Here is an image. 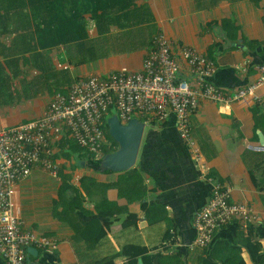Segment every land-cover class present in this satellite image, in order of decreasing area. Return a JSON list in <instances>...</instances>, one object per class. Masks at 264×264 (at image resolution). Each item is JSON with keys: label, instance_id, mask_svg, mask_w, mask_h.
Segmentation results:
<instances>
[{"label": "crops", "instance_id": "1", "mask_svg": "<svg viewBox=\"0 0 264 264\" xmlns=\"http://www.w3.org/2000/svg\"><path fill=\"white\" fill-rule=\"evenodd\" d=\"M33 1L31 7L28 0H0V129L39 118L54 95L66 93L78 78L140 69L158 31L169 37L177 57L190 45L214 60L212 80L220 88L239 89L261 76L264 0H135L129 16L109 27L112 39L102 44L116 51L76 64L64 43L33 50L41 23ZM60 10L64 18L71 14L66 5ZM81 19L88 38L101 36L91 12ZM53 34L47 37L58 38ZM179 74L192 80L185 63ZM257 97L230 106L200 101L191 116L192 132L208 176H200L173 116L146 126L131 174L103 168L104 153L98 159L70 146L73 140L64 131L54 145L58 175L35 168L15 188L26 228L59 240L53 250L28 252L26 264H256L247 244L259 243L264 251V82ZM208 177L230 185L232 201L250 205L255 219L247 229L237 220L218 229L209 249L192 248L194 215L212 192Z\"/></svg>", "mask_w": 264, "mask_h": 264}, {"label": "built area", "instance_id": "2", "mask_svg": "<svg viewBox=\"0 0 264 264\" xmlns=\"http://www.w3.org/2000/svg\"><path fill=\"white\" fill-rule=\"evenodd\" d=\"M172 50L169 37L158 31L152 36L140 69L124 67L105 77L78 78L66 93L54 95L39 118L0 129V257L4 264H26L29 247L45 250L58 247L57 238L26 228L13 196L16 186L35 168L58 175L60 165L54 157V145L64 131L81 148L100 159L102 147L110 143L104 127L112 114H117L122 123L138 118L146 126L173 116L180 136L191 149L200 176H208L209 166L202 162L191 116L202 99L224 106L246 96L260 100L257 90L264 82V64L260 66L261 76L257 81L226 90L213 82L217 66L206 54L190 45L181 47V57ZM183 63L191 72L192 80L180 76ZM208 178L213 183L212 192L208 202L194 215L196 236L192 248L209 249L218 229L236 220L247 229L255 219L250 205L232 201L230 185Z\"/></svg>", "mask_w": 264, "mask_h": 264}, {"label": "trees", "instance_id": "3", "mask_svg": "<svg viewBox=\"0 0 264 264\" xmlns=\"http://www.w3.org/2000/svg\"><path fill=\"white\" fill-rule=\"evenodd\" d=\"M28 1L29 5L32 7L34 1ZM125 1L126 0H35L36 5L34 13L36 17H40L41 22L40 24H36L38 28L35 29L38 37L41 39L39 38L37 46L34 47L33 50L35 51L38 47L47 50L52 45L64 43L67 48L70 62L73 64L94 60L102 55H107L111 51H116V49L110 50L109 47H106L105 50H103L102 44L104 40L112 39L108 36L109 27L116 23L119 18L123 19L129 16V11L131 10L132 4L135 3V0ZM85 2H87L85 6L80 8ZM65 5L68 7L71 14L64 18V13L60 9H63ZM87 10L93 14L97 21L98 32L101 36L96 39L88 38V32L85 31V20L81 19L82 14ZM64 19L67 22L65 25ZM119 25L126 27L123 23H120ZM25 29L30 33H34L32 24H25ZM129 31L123 32L126 38L129 37ZM52 32H54L53 35L58 38L49 39L47 36ZM64 32L71 33V35L68 36V38H59ZM45 37L46 39H42ZM37 40L38 38L35 39V41ZM37 56L42 59L46 56V52L38 53ZM50 67L54 72L52 63ZM60 76L63 78H69L67 72H62ZM44 77L45 74L42 75L41 79ZM104 130L105 135L107 133V136L112 140H108L110 143L102 147L103 153L107 154L115 151L118 147V143L111 137L107 122ZM72 145H74L75 148L82 149L83 151L85 150L75 141L70 143V146ZM89 154L94 155L93 153ZM128 171L130 174L133 173L132 168ZM251 230L252 228L250 231ZM247 246L251 256L256 260V264H264V251H262L260 244L256 243L252 246L248 243Z\"/></svg>", "mask_w": 264, "mask_h": 264}, {"label": "water", "instance_id": "4", "mask_svg": "<svg viewBox=\"0 0 264 264\" xmlns=\"http://www.w3.org/2000/svg\"><path fill=\"white\" fill-rule=\"evenodd\" d=\"M107 126L118 147L103 155L101 166L113 171L129 170L136 163L146 124L138 118L122 123L117 114H112L107 119ZM28 252L36 254L38 249L29 247Z\"/></svg>", "mask_w": 264, "mask_h": 264}, {"label": "rangeland", "instance_id": "5", "mask_svg": "<svg viewBox=\"0 0 264 264\" xmlns=\"http://www.w3.org/2000/svg\"><path fill=\"white\" fill-rule=\"evenodd\" d=\"M106 136H107V133H106ZM107 139H108L109 141H112L108 136H107Z\"/></svg>", "mask_w": 264, "mask_h": 264}]
</instances>
